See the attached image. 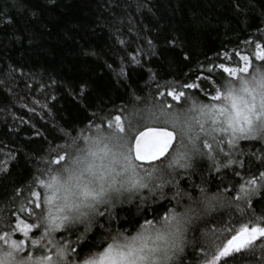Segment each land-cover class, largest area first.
Masks as SVG:
<instances>
[{"label": "trees", "instance_id": "1", "mask_svg": "<svg viewBox=\"0 0 264 264\" xmlns=\"http://www.w3.org/2000/svg\"><path fill=\"white\" fill-rule=\"evenodd\" d=\"M257 44L264 50V0H0V216L11 222V228L0 224V235L9 231L11 239L25 240L22 255L32 250L31 241L41 232L33 230L29 238L11 230L17 219L27 218L18 212L19 205L47 212V193L37 178L47 181L48 169L73 158L71 137L83 146L82 136H94L97 125L107 130L114 115L130 118L151 105L168 103L171 111L182 113L192 101L211 103L216 91L226 92L227 81H236L226 72L219 75L221 63L235 69L242 63L237 52L249 56L252 64L245 76L264 63L256 58ZM193 83L201 87H183ZM169 91L185 95L177 101ZM217 136L225 143L224 152L213 153L215 163L192 155L181 161L190 167L170 170L165 179L172 183L163 189L149 183L152 191H126L100 219L103 227L85 231L79 225L55 233L68 259L78 261L72 249L86 253L109 231L136 235L141 225L149 228L146 220L158 227L173 209L183 212L190 206L198 214L200 187L220 193L224 207L195 221L185 233L183 252L170 264H197L205 252L211 257L214 249H194L193 241L239 217L235 205L244 207L235 200L240 185L257 193L246 218L254 219L252 211L264 214V189L259 187L264 184L259 179L264 141L240 140L234 148L226 143V134ZM61 155H66L61 165L52 162ZM254 177L257 184H247ZM29 188L41 194L39 200ZM36 203L41 207L35 208ZM229 264H264V239L229 258Z\"/></svg>", "mask_w": 264, "mask_h": 264}, {"label": "snow or ice", "instance_id": "2", "mask_svg": "<svg viewBox=\"0 0 264 264\" xmlns=\"http://www.w3.org/2000/svg\"><path fill=\"white\" fill-rule=\"evenodd\" d=\"M256 48V58L264 62V50H260V44H257ZM236 56L244 61L245 66L242 69H233L221 63V77L225 72L229 76H236L237 72H249L252 64L250 57L239 52ZM208 72L210 74L212 69H208ZM120 74H124L123 69ZM183 87L192 89L200 88L201 85L193 83L184 84ZM168 95L178 101L185 94L169 91ZM136 99L139 100L140 97ZM211 99L220 103L197 104L192 101L182 113L171 111L173 105L165 103L137 109L130 113V118L114 115L107 120V130H104L102 125H97L94 136H82L85 141L83 146L78 143V138L71 137L68 147L74 148L73 158L61 165V161L66 160V155L59 156L52 162L61 167L55 171L48 169L47 181L37 178L47 193L44 201L48 205L47 212L42 210L36 213L34 208L27 209L21 203L18 212H26L27 218L17 219L15 228L11 229L23 233L25 237H29L33 230L41 232L39 239H32V250L27 255H22L27 246L26 241L11 239L10 232L3 231L0 235V241H3L0 245V264H59V261L54 260V255L64 260L65 264H78L77 260L68 259L69 254L65 246L56 241L55 233L61 230L70 231L79 225H83L85 231H91L97 225L103 227L100 219L115 208L116 202L121 200L126 191L131 193L136 188L149 189V183H152L154 188L163 189L165 184L172 183L171 180L165 179L170 175V170L176 166L190 167V164L181 161L188 160L192 155L207 157L215 163L213 153L217 149L224 152L221 145L225 143L224 140L218 139V133L226 134V143L234 148L239 147L237 142L240 140L264 141V63L249 79L238 77L237 81H227L226 92L216 91ZM202 148L208 151L204 152ZM97 160L100 161L99 165L95 163ZM105 160L108 161L107 165L104 164ZM156 161H160L162 166H153L151 169L144 167L145 163L154 164ZM233 162L229 160L228 164ZM227 166L226 164L225 167ZM157 173L159 175H155ZM86 175L99 182V190L91 187L90 182L80 183ZM109 178L111 181L107 183L106 190L105 182L109 181ZM259 179L264 180V171L259 173ZM155 181L160 183L156 184ZM73 184L78 191L73 190ZM247 184L256 185L257 178L250 179ZM259 187L264 189V184ZM199 191L201 211L198 214L193 215L194 210L189 206L183 212L173 209L170 215L163 217L158 227L151 220H146L149 228L141 225V231L136 235L121 233L124 239L129 241L127 247L134 251V245L139 241L141 247L138 250L143 252L144 248L149 247V240L154 243L167 241L170 236L174 237L173 245L175 239L182 238V245L185 233L194 226L195 221L212 216L224 207L220 203V193L209 194L206 187H200ZM240 193L235 197L236 201L244 202V207L239 203L235 205L239 217L230 219L215 230L202 232L199 241H193L194 249L198 245L201 246V251H204L202 245L214 249L210 258L205 252L197 264H229V258L234 259L235 254L253 249L257 240L264 239V214L256 216L252 211L254 219L246 218L251 209V196L257 193L249 192L243 184L240 185ZM160 194L164 195L162 191ZM31 195L39 200L41 194L31 191ZM173 198L175 199V196ZM188 199H192L191 195ZM228 206H232L231 202ZM40 207V203L35 204V208ZM0 224L11 228V222L3 216H0ZM237 224L239 227L235 226ZM45 240L46 243H41ZM181 245L180 252H183ZM111 250L112 245H109L105 253ZM72 252L77 257L84 254L83 249L80 252L72 249ZM137 259L147 261L148 257L140 255ZM84 264H95V261L85 260ZM109 264H137V260H129L121 254L119 260L109 258Z\"/></svg>", "mask_w": 264, "mask_h": 264}, {"label": "clouds", "instance_id": "3", "mask_svg": "<svg viewBox=\"0 0 264 264\" xmlns=\"http://www.w3.org/2000/svg\"><path fill=\"white\" fill-rule=\"evenodd\" d=\"M97 165L100 164V161H95ZM104 164L107 165L108 161L105 160ZM55 171V170H53ZM111 178L109 181L105 182L106 190H107V183H110ZM91 183V187L99 190V182L96 181L89 175H86L85 179L82 180L80 183ZM73 190L78 191L73 184ZM123 232H111L109 231L106 237L102 236L100 238V242L95 244L90 250L83 254V256L79 257L78 264H84L85 260L95 261V264H109V258H114L116 260L121 259V254L127 256L129 260H137V264H170L173 256L176 253L180 252V245L182 243V238L175 239V245H173L174 237H168V240H160L156 241L155 243L152 240L148 241V248H144L143 252H140L138 249L141 247L139 241H137L134 245L136 250L132 251L127 247L129 241L124 239V235H121ZM155 234V230H153V235ZM106 244V246H105ZM109 245H112V250L108 253H105V250L108 249ZM55 253V252H54ZM140 255L147 256V261H139L137 258ZM54 260L59 261V264H65L64 260L56 257L54 255Z\"/></svg>", "mask_w": 264, "mask_h": 264}, {"label": "rangeland", "instance_id": "4", "mask_svg": "<svg viewBox=\"0 0 264 264\" xmlns=\"http://www.w3.org/2000/svg\"><path fill=\"white\" fill-rule=\"evenodd\" d=\"M241 66L239 68H235V69H242L245 65H244V61L241 60ZM244 74H246L245 72H237V75L236 76H232L235 78V80L237 81L238 80V77L239 78H244V79H249L251 77V75H254L256 73H252V74H249L248 76H245ZM212 97V96H211ZM211 103H220L219 101H212ZM217 135H220L219 133ZM225 135V134H224ZM227 139H228V136L226 135ZM159 164H154V165H144L145 168H148V169H151L153 166H158ZM143 174V173H142ZM156 175V174H155ZM138 189V188H136ZM136 189H133V190H136ZM230 238V237H229Z\"/></svg>", "mask_w": 264, "mask_h": 264}, {"label": "water", "instance_id": "5", "mask_svg": "<svg viewBox=\"0 0 264 264\" xmlns=\"http://www.w3.org/2000/svg\"><path fill=\"white\" fill-rule=\"evenodd\" d=\"M157 162V161H156ZM145 164H148V163H145Z\"/></svg>", "mask_w": 264, "mask_h": 264}]
</instances>
